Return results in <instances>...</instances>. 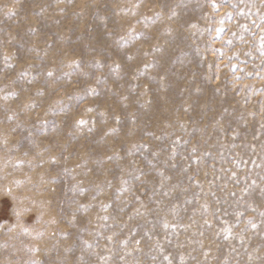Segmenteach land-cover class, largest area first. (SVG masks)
Listing matches in <instances>:
<instances>
[{
    "label": "rangeland",
    "instance_id": "obj_1",
    "mask_svg": "<svg viewBox=\"0 0 264 264\" xmlns=\"http://www.w3.org/2000/svg\"><path fill=\"white\" fill-rule=\"evenodd\" d=\"M0 264H264V0H0Z\"/></svg>",
    "mask_w": 264,
    "mask_h": 264
},
{
    "label": "flooded vegetation",
    "instance_id": "obj_2",
    "mask_svg": "<svg viewBox=\"0 0 264 264\" xmlns=\"http://www.w3.org/2000/svg\"><path fill=\"white\" fill-rule=\"evenodd\" d=\"M9 219V204L0 201V225H5Z\"/></svg>",
    "mask_w": 264,
    "mask_h": 264
}]
</instances>
